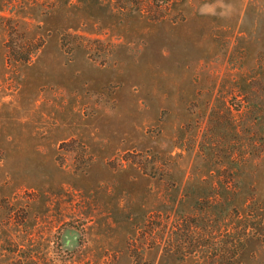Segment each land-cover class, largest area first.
<instances>
[{
	"label": "rangeland",
	"instance_id": "obj_1",
	"mask_svg": "<svg viewBox=\"0 0 264 264\" xmlns=\"http://www.w3.org/2000/svg\"><path fill=\"white\" fill-rule=\"evenodd\" d=\"M0 264H264V0H0Z\"/></svg>",
	"mask_w": 264,
	"mask_h": 264
}]
</instances>
